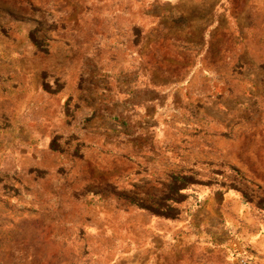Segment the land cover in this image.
<instances>
[{"label": "rangeland", "instance_id": "rangeland-1", "mask_svg": "<svg viewBox=\"0 0 264 264\" xmlns=\"http://www.w3.org/2000/svg\"><path fill=\"white\" fill-rule=\"evenodd\" d=\"M0 264H264V0H0Z\"/></svg>", "mask_w": 264, "mask_h": 264}]
</instances>
